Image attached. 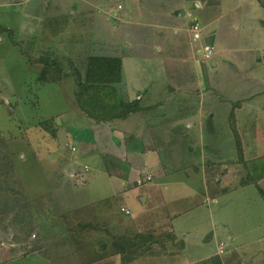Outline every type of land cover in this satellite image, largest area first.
I'll return each instance as SVG.
<instances>
[{
    "label": "rangeland",
    "instance_id": "obj_1",
    "mask_svg": "<svg viewBox=\"0 0 264 264\" xmlns=\"http://www.w3.org/2000/svg\"><path fill=\"white\" fill-rule=\"evenodd\" d=\"M120 1L126 2L0 0L5 3L0 7V27L7 28L0 32V173L10 175L9 183L0 179V203L3 198L4 201L18 199L26 203L22 208L24 215L14 225V231L10 229L9 221L0 219V264H79L75 245L81 244L83 237L88 239L84 242L91 246L89 249L94 246L97 251L106 252L105 258L103 256L92 264H264V0L254 1L258 8V2L261 4V9L255 13L249 8L250 3L241 6L239 11H233L236 0H224L226 10L233 12L223 21H232L237 16L246 27L255 24L253 30L248 29L249 37H235L239 35L226 30L232 34L229 36L232 43L247 53L242 55L240 61L236 58L229 60L228 72H217L211 76L213 82L217 81V88L226 96L234 97L236 92L239 98L242 94L248 96V106L240 109L242 116L234 118L235 107L231 101L218 103L216 99L212 103L206 102L213 93L211 90H207L204 101L193 99L182 91L158 108L159 111L164 109L166 114L174 113V117H166V120L178 119L172 126L165 121L163 132L158 131V138L163 137L164 140L159 151L162 162L173 176L184 178L191 175L195 180L196 171L201 170L200 164H212L209 172L213 180L209 193L211 198L206 202L202 195L192 192L194 190L187 180L185 184L167 186L168 194L162 191L164 185H161L152 188L159 192L161 200L158 202V194L155 193L154 197L147 199V209L143 215L130 219L137 226L112 231L107 226L108 219L100 216L99 207L94 205L92 199L111 191L106 174L124 176L128 174V168H116L111 164L112 149L107 147L106 142L100 146L98 144V151L93 148L89 137H94L95 130L91 126L95 121H91L78 107L76 90L77 78L84 72L89 54L109 50L113 55L118 49L109 48V42L114 38L111 28L116 23L115 14L125 11L117 8ZM146 1L155 11L159 9L163 12L168 8L162 3L163 0ZM164 2L170 4L169 0ZM189 3L190 12L196 13L192 9L195 3L192 0ZM129 4L134 6L133 0ZM136 14L133 13V17ZM200 15L201 18H198L204 24L207 15ZM192 19L193 16L187 17L186 21ZM180 37L188 41L186 32H181ZM127 48H119V53H126ZM185 50L181 48L177 53L161 54L159 61L156 56H143L140 59L134 55L128 61L129 55L126 54L122 75L134 82L136 72L130 65L165 63L174 68L165 72V82L174 80L185 85L180 86L184 90L188 87L187 81H192L196 74L201 77L205 75L202 67L196 64L209 65L213 63L212 59L215 62L219 56L216 54L212 58L211 55V59L202 52L206 61L201 60L200 56L197 58L187 54ZM42 56L57 59L60 63L53 66L44 64ZM237 62L243 63L238 66ZM145 72L148 77V71ZM253 73L261 79L254 91L253 87L247 86V77ZM147 82L151 84L147 88L153 86L155 90L156 85ZM256 90L259 94H254ZM151 99L144 98L139 105L151 104ZM198 109L214 113L210 120L216 130L219 129L218 133L200 136L189 128L185 129L187 121L194 122L193 114ZM54 116L58 127L56 140L50 136L44 137L47 133L39 126L41 120ZM140 117L135 114L127 123L131 130L139 128L143 137L134 143L136 148L132 152L145 154L151 151V147L147 129L138 126V121L143 119ZM142 121L147 122L146 119ZM238 130L244 143L241 154L235 137ZM153 132L151 129L150 134ZM89 146L91 149L87 152ZM49 148L58 149L56 158H62L53 162L52 167H47L42 157ZM56 158L53 152L52 159ZM133 162L135 176L127 182L129 187L125 190L132 198L126 207L120 208L118 205L120 212L112 217L115 223L122 222L127 214H135L139 211L137 208L143 205L139 212L142 213L144 201H140L139 193L143 189L149 190V187L140 186L150 184L151 173L155 172L151 165L143 169L140 163ZM67 166L70 169H64ZM144 171L147 173L143 176H147L146 182L140 178ZM261 177L263 179L259 180ZM257 180L258 185L254 182ZM20 184L25 190L24 195L17 192ZM193 185L204 188L202 181H195ZM72 191L80 192L87 199L79 203L71 199V203H66L64 198L67 192ZM88 195L94 197L89 201ZM166 195L169 198L166 203H169L172 211H169L170 216H163L168 229L166 233H160L158 226L162 223V217L156 211V206ZM65 216L69 218L68 222H65ZM169 226L174 228L175 233L165 243L152 242L148 246L136 238L137 244L131 253L118 251L115 241L119 240L116 238L125 239L135 234L154 237L166 235L171 233ZM146 252L149 256H144Z\"/></svg>",
    "mask_w": 264,
    "mask_h": 264
},
{
    "label": "crops",
    "instance_id": "obj_2",
    "mask_svg": "<svg viewBox=\"0 0 264 264\" xmlns=\"http://www.w3.org/2000/svg\"><path fill=\"white\" fill-rule=\"evenodd\" d=\"M125 1L126 2L124 3L120 1L117 4L118 9L125 11L119 14H115L116 23L111 28V34L114 36V38L113 40H111V42H109V48L112 49L114 47L115 49L120 48L121 50L123 46L128 47L126 49L127 51L126 53H123L122 51V53L120 54L118 49L113 52V55L120 56L123 59V67H124L123 69H125L126 57L124 55L126 54L129 55L127 57L128 61L129 58L132 57L133 55L139 57L140 59H143V56H156L158 60L159 55L161 54H167V53L173 54L179 52L181 48H185L186 49L185 52L187 54L192 56L194 55L197 58H199L200 56L201 57L200 59L202 60L204 59L202 55L203 52L202 50L204 46L207 45L213 47L212 58L214 55L219 54L218 57H220V59L216 57L217 60L214 62V59L210 57L213 63L209 65L206 63L196 64V66L199 65L202 67L206 77L205 75L204 77H201L199 74H196V77L192 79V81H187L188 87L184 90H182L180 86H184V87L186 86L181 83L175 82L174 80H172L171 83L169 81L165 82L166 81L164 79V76L166 74L165 72H168V70L170 71L174 70V68L171 67L169 64L156 63L149 65V63H145V64L138 63L135 65L134 63L133 65H130L129 63L130 67L136 72V75L134 76V79L136 80H134V82H131L129 78L127 79L122 75L123 80L121 86L125 92V95L128 96L130 100H134L136 98L139 99V101H144V98L146 100L152 98L151 104H142L143 108L141 110L131 112L122 119L116 118L107 122H100V123L93 122V125L91 127H93V130H95L94 137L91 138L89 137V140L95 150L97 148L98 151V144L100 146L103 142L107 143V147L110 150L112 149L111 152L112 165L114 164L116 168H122V167L128 168V174L124 176L119 175L117 173L106 174L107 175L106 181L111 191L102 193L100 196L96 197L97 199H92L94 201L93 202L94 205H97V207H99L97 210L100 213V216L103 215V218L108 219L107 226L109 230L112 231L124 230L127 228L133 229L135 226H137V224H135L134 221L132 223L130 219L136 217L138 218L140 217V215L141 216L143 215L144 210L146 211L147 209L145 207L147 204V199L150 197H154V195L159 193V192L156 193L152 188H158L161 185H164V187H162L164 188L162 189V191H166L167 186L174 184L175 185L185 184L187 180L188 183H190L191 189L194 190L192 192L202 195L206 202L209 201V199L211 198L209 193L213 182L211 174L209 173L210 169L213 167L212 164L211 165L200 164L199 167L201 170L196 171V175L194 176L196 177L197 180H195V178L190 177L191 175H189L188 177L186 176L184 178L173 176L168 171L167 169L168 167H165L164 162H162L163 159L160 157L159 151L161 150V144L164 140L163 137L162 139L158 138V131L161 130V132H163V124L165 121L171 123L172 126L175 123V121H177L178 119L166 120L167 118L174 117V113L171 112L166 114L164 112V109L162 111H159L158 108H161L160 106H163V103H165V101H167L168 98L170 99L171 97L174 99L175 95H177V93H181L182 91H185V94L193 97V99L204 101L208 93L207 90H211L213 91L212 93L213 96L210 95V98L206 102L212 103L215 102L216 99L218 103L226 100L231 101L235 107L234 118L237 119L239 116H242V112H240V109L248 106V104L246 105L248 101V96H242L243 95L242 94L241 97L239 98L238 92L234 93L235 95L234 97L230 95L226 96V94L222 92L221 89L217 88V83H216L217 81L213 82L211 76L215 75L217 72H219V74H224V72H228V70L230 69L228 61L229 60L233 61L234 58H236L237 61L238 60L240 61V59L243 58L242 55L244 56L247 53V52L245 53L243 48L241 49L240 46H237L236 44L234 45V43H232V41L229 39V36H231L232 34L231 32H227L226 30H231L239 35L235 37H240V35L242 37H249L248 29L250 31V29L255 26V24H251V27L249 26L246 27V24L244 25V21L239 20L237 16H235L232 21H223L224 17L228 16L229 13L235 10L239 11V8H241V6L244 7V4H248V3H250L249 8H251L253 13L259 12V10L261 9V4L259 2H258L259 8L254 5L255 0H236V7L234 8L233 11L226 10V4L224 0H192L193 3H195L194 8L192 9L195 10L196 12L193 14L190 12V8H191V4L189 3L190 0H176L175 2H173V0H169L170 4L165 3L163 0L162 3L168 7L163 12L159 9H157L158 11H155L153 7L149 6V3H147L146 0L145 2L141 0H133L134 6H131L129 4L131 0H125ZM4 5L5 3L0 2V7ZM133 13H137L136 14L137 16L133 17ZM200 13L202 14L205 13L207 15L206 16L207 20L204 21V24H202L198 18V17L201 18ZM243 15L244 12L241 16ZM191 16H193V19L190 21H186V18ZM194 23H198L200 26L201 36L199 40L195 39L192 35L191 26ZM229 25L231 26V28ZM253 29L254 28H252V30ZM183 31L188 34V41L180 37L181 32ZM226 39H228V41ZM112 43L115 45H111ZM99 52L102 53L101 51ZM105 53L111 54L109 50L107 52L105 51ZM195 60L197 61V59ZM240 63L237 62L238 66H240ZM145 71H148L149 73L148 77L147 74H145L146 73ZM247 78H248L247 86H249L250 88L253 87V91H254L256 89L255 88L256 84L260 83L261 80L260 77L257 74L253 73L250 77ZM147 81H150L152 84L156 85L155 90L153 89L154 88L153 86H151L152 88L150 87L151 89L147 88L149 85H151ZM139 82H141L142 84L140 85ZM159 87H165V88L159 89ZM257 92L258 90H256L254 94H256ZM246 94H248V92ZM202 110L203 109H198L197 112L193 114V116L195 117L193 122L194 124L187 121L185 129L189 128L193 130L196 134H199L200 136H203L204 133H208V134L211 133L212 135L218 133L219 129L216 130L215 124L212 122V120H210V118L213 119L214 113L212 111L205 112ZM135 114L141 115L140 118H143L142 120L146 119L147 121L145 123L142 120L138 121L139 122L138 126L139 127L143 126V130L147 129L146 132L147 134L146 133L145 134L149 135L148 142L151 147V151H147L145 154L141 152L139 153L137 151L132 152L133 149L136 148L134 147V143L137 140H142L143 138L141 130L140 131L138 130L139 128L136 127V130H131L130 125H128L127 123L129 119L134 118ZM119 121H121L122 123H120ZM178 126L180 127V125ZM170 128L173 129L175 127H170ZM151 129H153L154 132L150 134ZM237 133L240 136L241 145L243 147L244 143L242 140V135L240 134L239 130ZM90 149L91 147L89 146L87 152H89ZM53 152H54V157L56 158V154L59 151L54 150L52 148H49L48 152L44 156H42L45 159L47 167H52L53 162L62 160V158L61 159L56 158V160L52 159ZM24 157L25 156H23V158ZM133 161L140 163V167L141 168L143 167V169H145L147 165H151L150 167H152V169L155 171L154 173L153 172L151 173L152 176L150 177L152 184L150 183L145 186H140L145 188L149 187V190L146 191V189H143L141 193H139L141 194L139 195L141 196V199L138 196L140 201L142 200L144 201V207L142 209V213L139 212L141 211L143 205L137 208L139 211H137L135 214L133 215L127 214L125 215L122 222H120L118 219L117 221H119V223L118 222L115 223L112 220V217H114V215L116 214H119L120 209H118V205L120 208L126 207L127 206L126 204L128 203L129 199L132 198L131 194L125 192V190L126 187H129V184L127 182H129V180H131L135 176L134 174L136 172V167L134 166L135 164ZM10 162H12L11 159ZM72 165L73 164H71V167ZM101 165H103V162ZM64 169H70V166L69 167L67 166ZM144 172L145 173L142 172L140 174L142 175V177L140 178H142L146 182L147 176L146 177L143 176L147 175V173L146 171ZM0 179L4 182L9 183L10 175L0 173ZM60 179L62 178L60 177ZM195 181H202L204 188L201 185L198 186V188L194 187L193 182ZM133 183L136 184L135 181H133ZM122 187H125V189L123 190ZM17 188H20L21 190V191L18 190L17 191L18 193L22 192L21 194L23 195L25 194V190H22L21 184L17 186ZM67 193H68L66 194L67 199L63 197L66 200V203H71L70 202L71 199H73V202L77 201L78 203L82 199L83 201L87 199L83 195H80V192L77 191H72ZM46 194L47 191L45 195ZM5 195L7 197L6 193L4 194V196ZM156 196L159 202L161 200V196L160 194ZM59 197L62 198V196ZM87 197L89 198L90 201V198L94 196L88 195ZM24 201L18 199H13V200L9 199L7 201H4L3 198L2 202L0 203V219L3 218L6 222L9 221L11 223L9 227L13 231L15 229L14 225L16 224V222L19 221L24 215L22 214L23 213L22 208L24 209V205H26ZM17 202L19 203L18 206H16ZM166 202H169V198L167 195L163 196L161 204H157L156 206V211H158V213L162 217L161 218L162 223H160V225L158 226L160 233L161 232L166 233V230L168 229V226L167 225L165 226V223L163 222L164 219L163 216H165L166 214L170 216L171 213H169V211L170 212L172 211V208L171 209L169 208L170 206L169 203ZM78 209L79 208H75L74 210L80 211ZM166 209L168 212L166 211ZM94 211H96V209ZM173 213L175 214V212ZM121 214H123L122 211ZM64 219L66 220L65 222H68L69 220V218L66 216L64 217ZM173 229H171V227L169 226V231L175 233ZM179 230L181 231V228ZM172 233L170 234L172 235ZM85 240L86 239L83 237L81 240V244L77 243L75 245L79 264H92L95 261L102 259L103 256L104 258L106 257L105 255L106 252L103 250L97 251V249H95L94 246L92 247V249H89L91 248V246L85 244L84 242ZM165 254H167V252H165ZM145 255L149 256V253L146 252L144 256ZM156 255L159 254L157 253ZM140 259L143 258H138L137 260Z\"/></svg>",
    "mask_w": 264,
    "mask_h": 264
},
{
    "label": "trees",
    "instance_id": "obj_3",
    "mask_svg": "<svg viewBox=\"0 0 264 264\" xmlns=\"http://www.w3.org/2000/svg\"><path fill=\"white\" fill-rule=\"evenodd\" d=\"M7 28L0 27V32L5 31ZM42 58V59H41ZM40 59L42 63L48 65H57L59 60L53 58H45L42 56ZM85 70L80 74L76 90V102L78 107L84 114L95 122H107L116 118H124L127 114L139 111L143 105H139V99L130 100L122 88V69L123 59L120 56L111 54H89L85 62ZM75 73V72H74ZM259 94V93H256ZM56 117H50L41 120L39 126L46 131L47 136L50 138H58V127L55 121ZM237 149L239 154L242 151L241 139L237 132ZM43 135L41 136V138ZM55 149V148H54ZM58 150V149H56ZM263 177L259 178L262 179ZM254 181L258 185V181ZM172 233V232H171ZM171 234L148 236L145 234H135L132 237L116 238L115 241L118 246V251L132 252V248L137 244L136 238H140L143 243L148 246L152 242L165 243ZM124 239V242L120 241ZM124 244V245H123ZM128 255V253L126 254Z\"/></svg>",
    "mask_w": 264,
    "mask_h": 264
},
{
    "label": "built area",
    "instance_id": "obj_4",
    "mask_svg": "<svg viewBox=\"0 0 264 264\" xmlns=\"http://www.w3.org/2000/svg\"><path fill=\"white\" fill-rule=\"evenodd\" d=\"M191 31H192V35L195 39H200L201 33H200V26L198 23H194L191 26ZM202 51H203L204 55L211 57V55L213 54V47H211L209 45L204 46Z\"/></svg>",
    "mask_w": 264,
    "mask_h": 264
}]
</instances>
